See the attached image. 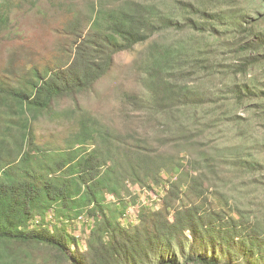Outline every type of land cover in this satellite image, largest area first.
<instances>
[{"label":"trees","instance_id":"1","mask_svg":"<svg viewBox=\"0 0 264 264\" xmlns=\"http://www.w3.org/2000/svg\"><path fill=\"white\" fill-rule=\"evenodd\" d=\"M24 14L49 26L40 54ZM170 33L183 37L150 47L137 90L113 93L117 114L81 108L115 56ZM63 116L77 117L63 146L39 141L35 125ZM186 131L218 150L185 168L163 148ZM200 168L244 199L212 198ZM134 185L160 205L122 223ZM263 196L264 0H0V264H264Z\"/></svg>","mask_w":264,"mask_h":264},{"label":"rangeland","instance_id":"2","mask_svg":"<svg viewBox=\"0 0 264 264\" xmlns=\"http://www.w3.org/2000/svg\"><path fill=\"white\" fill-rule=\"evenodd\" d=\"M260 1L261 0H259V2ZM165 6L170 7L169 5ZM47 12L50 13L49 18L52 19V24L57 22L58 19L60 20L63 18L62 13L60 14L58 12H53L52 10H50V8H48ZM54 13H57L58 16ZM39 16L40 15L32 16L31 14H24L23 17L21 19H17V21L19 20L18 22L20 23V28L23 31L22 36H24V39H26L27 45L33 47V49L40 54L43 51V45L51 44V38H45L44 31L49 26L46 25L45 22L42 23V19H38ZM182 37V35L174 33H170L166 37L155 36L146 43L137 45L132 51L115 56V67L111 71V76L109 78L101 80L97 84L96 89L93 92L79 98V104L81 108L89 113L100 110L101 112H107L108 115L117 114L116 110L120 109V104L119 101L115 100L113 93H115L119 86H124L131 91L137 90L138 86H140L137 77L142 71V67L148 58L150 47L155 42H160L163 44L178 42L180 39H182ZM31 41L33 43H29ZM66 108L73 109V105L71 104V102H66L61 106L60 110L62 111ZM75 119L70 116H63L62 118L57 117V119L54 120L41 119L39 124L35 125L34 127L36 137L39 141H51L56 145L63 146V140L68 138V136L74 129L73 122H75ZM116 120H119V117H117ZM147 128L148 127L146 124L141 125L139 131H144L145 129L147 130ZM192 132L195 133V127ZM190 134L191 132L189 133V131H186V134L178 132L177 136H182L183 140L167 145L164 144L165 147L163 148V150L169 152L170 154H178L177 156L182 160L185 168H188V165L185 164L186 160L188 159H203L205 157H208V155H214L218 150L216 149V147L219 144L218 142L220 140V136L215 137L213 135L211 137H206L205 134L192 139L188 137L190 136ZM192 136H196V133ZM183 137H187L188 139H190V141H186L187 138ZM190 172L192 173V171ZM217 172L220 180L216 179V177L212 173H209L208 170H205L203 168H200L198 172L195 173V175L203 174V178H206L207 181L205 182L208 186H210V192H212L213 194L211 196L212 198L215 197L220 200L219 196L224 197V195H226L230 203L233 202V200L237 201V199L239 198H241V200L244 199L241 194L234 192L232 186L228 183V181H226L227 177L224 176V170L218 169ZM260 177L261 175H257V180H260ZM130 192L132 193V196L137 197V203L134 204L132 203V201L130 202L129 207H131L127 211L126 215L121 219L122 223L135 222L134 220L136 218V208L134 206H136L138 203L149 205L153 204V206H150L154 209L159 208L160 197L158 194V190H153V192H151L134 185L130 186ZM214 193L218 194L215 195ZM263 197H261L260 199L264 204ZM107 201L114 202L115 200L112 196H107ZM245 206L251 208L250 198L245 200ZM262 225L264 226V221H262ZM87 227L88 223H86V225H84L83 223H75V226L74 224H71L67 227V232L70 233L71 236L77 238V245L81 250H84L86 248L84 240L85 235L88 233L89 227ZM262 229L264 232V227Z\"/></svg>","mask_w":264,"mask_h":264}]
</instances>
